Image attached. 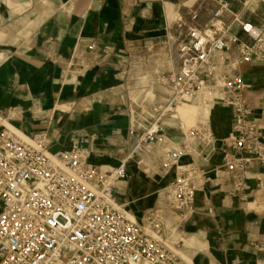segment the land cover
<instances>
[{"label":"built area","instance_id":"1","mask_svg":"<svg viewBox=\"0 0 264 264\" xmlns=\"http://www.w3.org/2000/svg\"><path fill=\"white\" fill-rule=\"evenodd\" d=\"M215 3L206 22H201L200 8L177 22L179 68L162 77L169 101L156 110L117 167L93 164L78 145L49 153L43 134L26 140L7 127L0 131V264H188L147 231H162L158 212L133 221L114 197L116 184L129 177V163L145 167L144 157L150 155L156 167L174 173L167 187L169 207L180 213L195 208L204 173L196 165H176L189 145L160 154L167 144L168 119L202 144L214 141L207 123L188 127L179 118L183 104L232 109L234 124L232 135L223 140L222 166L230 194L264 216V176L250 183L251 165L264 164V151L255 148L261 134L240 72L246 64L264 61V29L232 12L229 0Z\"/></svg>","mask_w":264,"mask_h":264},{"label":"crops","instance_id":"2","mask_svg":"<svg viewBox=\"0 0 264 264\" xmlns=\"http://www.w3.org/2000/svg\"><path fill=\"white\" fill-rule=\"evenodd\" d=\"M201 1L194 5L193 0L187 9L200 8L204 23L214 5L208 10ZM229 1L232 12L239 13ZM140 9L150 10V1L0 0V131L6 128L5 122L14 123L27 136L45 135L51 153L78 145L87 150L93 164L103 169L117 167L153 121L156 110L170 98L167 85L166 90H152L146 95L131 77L135 62L132 39L136 11ZM241 37L249 41L246 35ZM240 72L261 134L255 148L264 151V65L246 64ZM57 106L66 109L56 110ZM206 112L210 122L200 123L208 124L214 145L203 144L200 158L188 164L196 165L205 177L200 181L195 207L201 195L214 190L235 199L244 215L227 216L230 233L237 241L231 242V256L223 264H264V216L252 203L244 205L230 194L222 167L227 151L223 140L232 135L233 111L213 105ZM195 148L193 144L187 148L192 157ZM199 159L214 166V177L208 175L210 166ZM144 165L129 163V177L116 184L114 194L116 203L125 209L131 207L133 216L137 217V211L145 213L139 223L159 205V199L153 205L151 202L159 182L152 175L158 169L154 159ZM158 172L168 173L169 183L174 178L172 171ZM251 173L250 183L255 185L264 176V164L252 163ZM167 200L169 203L168 196ZM242 216L244 221L240 223ZM195 234L203 246L209 244L208 234L199 229L185 238L187 246L193 243Z\"/></svg>","mask_w":264,"mask_h":264},{"label":"rangeland","instance_id":"3","mask_svg":"<svg viewBox=\"0 0 264 264\" xmlns=\"http://www.w3.org/2000/svg\"><path fill=\"white\" fill-rule=\"evenodd\" d=\"M150 10H137L135 18V32L133 34L135 62L131 72V77L140 86L141 93L146 90V95L151 94L152 90L159 91L166 88L162 77L170 71L177 69L179 61L177 57V49L179 45V28L177 20H185L188 14L187 6H191L193 0H149ZM178 1V2H176ZM163 2V3H162ZM200 0H194V5ZM205 2V3H204ZM235 6V11H239L244 17L249 19L258 28L264 29V0H232ZM247 2V4H245ZM165 3V4H164ZM210 10L215 0H202ZM264 65V62H261ZM166 90V89H165ZM245 94V93H244ZM246 96V95H245ZM191 106L185 105L179 110L184 114H191L195 120H188L182 117L180 113L179 118L183 120L188 127L195 126L200 122H210V115L207 114V109L212 105L201 103H190ZM252 109V107L250 106ZM66 109V106H57L56 110ZM253 111V109H252ZM179 112V111H178ZM254 112V111H253ZM252 112V118L253 117ZM255 120V119H254ZM256 121V120H255ZM257 122V121H256ZM234 118L232 116V128ZM176 122L167 124L166 146L160 148L161 151H167L172 147L178 148L180 143L186 142L189 145L197 146L195 148L194 157L191 156L190 150L182 153L177 166L184 167L191 162H196L200 158V153L203 151V144L198 140L190 137L185 129H179ZM5 126L13 130L16 134L26 140H31L33 136H27L14 123L5 122ZM35 136V135H34ZM213 146L214 143H209ZM51 153V152H49ZM153 156L146 155L144 163L148 165L153 160ZM205 166H210L208 175L214 177V166L207 160L199 159ZM155 166V165H154ZM156 171H160L156 167ZM155 172L152 177L159 179L158 188L152 191L156 192L153 195L152 205L156 199H159V205L152 207L153 210L159 211L161 215V222L163 224L162 231L156 233L147 228V231L160 240L170 249L176 251L180 257L188 264H223L231 256L230 244L236 242L237 237L230 233L229 221L227 216L244 215L241 208L238 207L235 199H231L228 195L220 193L219 190L206 192L198 199L196 207L191 211L180 213L172 210L167 202L169 180L165 174ZM155 180V181H157ZM134 206V205H131ZM131 207L127 208L128 216L136 222L141 220L145 213L137 211V217L133 216L129 211ZM150 209L149 211H151ZM261 213L262 210L256 208ZM242 216L240 223H243ZM193 225L196 226L194 230ZM207 233V238L210 241L208 245L203 246L197 240V234L194 235V240L191 245L187 246L186 237L198 230ZM198 236L202 238L201 234Z\"/></svg>","mask_w":264,"mask_h":264},{"label":"bare ground","instance_id":"4","mask_svg":"<svg viewBox=\"0 0 264 264\" xmlns=\"http://www.w3.org/2000/svg\"><path fill=\"white\" fill-rule=\"evenodd\" d=\"M185 105H188V106H191L192 104H183V105H181V106H179L178 107V113H180L181 115H182V117H184V118H187L188 120H192V119H194L195 120V118H194V116H192L191 114H184V113H182L179 109L181 108V107H183V106H185ZM127 212V211H126ZM127 214H128V212H127Z\"/></svg>","mask_w":264,"mask_h":264}]
</instances>
